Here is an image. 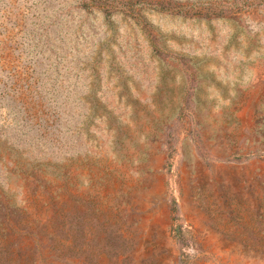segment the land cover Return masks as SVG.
Instances as JSON below:
<instances>
[{
    "label": "rangeland",
    "instance_id": "374dc122",
    "mask_svg": "<svg viewBox=\"0 0 264 264\" xmlns=\"http://www.w3.org/2000/svg\"><path fill=\"white\" fill-rule=\"evenodd\" d=\"M0 264H264V0H0Z\"/></svg>",
    "mask_w": 264,
    "mask_h": 264
},
{
    "label": "trees",
    "instance_id": "16d2710c",
    "mask_svg": "<svg viewBox=\"0 0 264 264\" xmlns=\"http://www.w3.org/2000/svg\"><path fill=\"white\" fill-rule=\"evenodd\" d=\"M102 8H105L104 6H102ZM102 12L104 13V14H106V18H107V20H110V19H108L109 17H110V15L112 14V12H113V10H108V9H102ZM110 22H112L111 20H110Z\"/></svg>",
    "mask_w": 264,
    "mask_h": 264
}]
</instances>
